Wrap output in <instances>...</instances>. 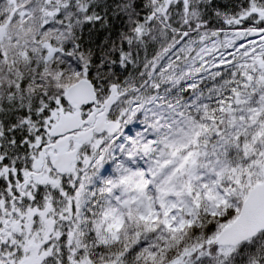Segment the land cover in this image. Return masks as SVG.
<instances>
[{
  "label": "snow or ice",
  "instance_id": "1",
  "mask_svg": "<svg viewBox=\"0 0 264 264\" xmlns=\"http://www.w3.org/2000/svg\"><path fill=\"white\" fill-rule=\"evenodd\" d=\"M0 264H264V0H0Z\"/></svg>",
  "mask_w": 264,
  "mask_h": 264
}]
</instances>
